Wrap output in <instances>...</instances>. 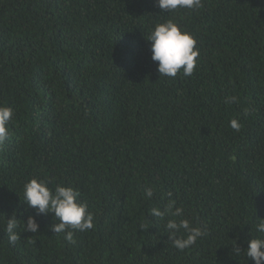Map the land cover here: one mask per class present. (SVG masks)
<instances>
[{
    "label": "trees",
    "instance_id": "trees-1",
    "mask_svg": "<svg viewBox=\"0 0 264 264\" xmlns=\"http://www.w3.org/2000/svg\"><path fill=\"white\" fill-rule=\"evenodd\" d=\"M166 19L196 39L191 76H159L150 58L148 31ZM0 106L14 111L0 146V264H253L231 246L264 219V0L170 14L156 0H0ZM31 178L76 188L94 228L74 244L55 235L53 214L22 201ZM170 200L207 231L183 251L170 217L148 214ZM13 215L33 216L38 233L10 243Z\"/></svg>",
    "mask_w": 264,
    "mask_h": 264
},
{
    "label": "clouds",
    "instance_id": "clouds-1",
    "mask_svg": "<svg viewBox=\"0 0 264 264\" xmlns=\"http://www.w3.org/2000/svg\"><path fill=\"white\" fill-rule=\"evenodd\" d=\"M156 5L161 14H170L179 9L197 10L202 7V0H156ZM146 40L150 42V58L156 63L159 76L175 78L181 71L186 77L193 74L199 56L196 39L174 19L154 24L149 29ZM235 100L234 96L228 97L225 103ZM13 116L11 107L0 106V146L9 138L8 124ZM240 126L236 119L230 121L232 129L239 131ZM22 190V201L38 215L53 214L55 220L53 219L54 223L50 226L51 230L55 235L64 233V239L69 243H75L74 231L85 232L94 228V216L88 211V205L80 201V193L76 188L64 185L52 188L45 180L31 178L23 184ZM153 194L152 188L144 189L145 198L151 199ZM148 214L161 220L170 217L165 224L167 237L178 250L183 251L194 246L207 234L206 228L194 226L188 219L182 218L184 209L177 207L174 200H170L162 209H150ZM257 220L255 231L258 235L251 236L243 249L235 241L231 248L237 257L243 254V257L249 258L253 264H264V219ZM4 221L3 231L12 244L20 239L22 232L38 233L39 224L33 216H29L26 223L18 220L15 215Z\"/></svg>",
    "mask_w": 264,
    "mask_h": 264
}]
</instances>
